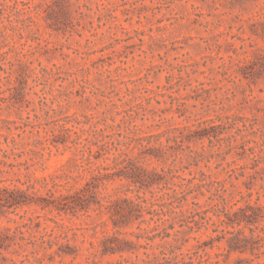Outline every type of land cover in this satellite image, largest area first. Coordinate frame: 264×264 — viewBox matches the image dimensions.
<instances>
[{
	"label": "rangeland",
	"instance_id": "obj_1",
	"mask_svg": "<svg viewBox=\"0 0 264 264\" xmlns=\"http://www.w3.org/2000/svg\"><path fill=\"white\" fill-rule=\"evenodd\" d=\"M247 203L264 0H0V264H264Z\"/></svg>",
	"mask_w": 264,
	"mask_h": 264
},
{
	"label": "trees",
	"instance_id": "obj_2",
	"mask_svg": "<svg viewBox=\"0 0 264 264\" xmlns=\"http://www.w3.org/2000/svg\"><path fill=\"white\" fill-rule=\"evenodd\" d=\"M129 145H130V142H127ZM119 144H121V142H119ZM115 149L117 150V152L115 153V159H118L120 157H122L123 161H130L132 162V158L131 157H128V153L126 151H124L123 149H118L115 145ZM127 157V158H126ZM143 169V168H141ZM146 173H150L149 176H148V181L150 180V182H153L154 180V177L157 176V172L154 171V170H151V172H146ZM140 172H136L133 171L132 173V176H134L132 179L133 182H137V181H140V182H143V180L145 178H143L142 176L139 175ZM133 205L135 208L138 209V212L141 211V204L139 203H135L133 202ZM238 212H235V211H231V209H228L227 207H223V214L228 218L229 222L233 223L235 222L236 220H238V218H242L240 220H243L245 221L246 223H253V222H257L256 220L259 218V214L263 213L262 216H264V207L260 204H251V203H247L245 205L244 208L241 209V213L239 214V217H237V214ZM232 214L236 215L235 217L236 218H233L232 217ZM122 216L124 217H128L127 214H123ZM114 224H117V221L115 219H112ZM238 221V222H241V221Z\"/></svg>",
	"mask_w": 264,
	"mask_h": 264
}]
</instances>
